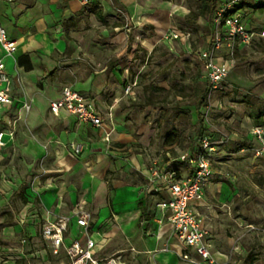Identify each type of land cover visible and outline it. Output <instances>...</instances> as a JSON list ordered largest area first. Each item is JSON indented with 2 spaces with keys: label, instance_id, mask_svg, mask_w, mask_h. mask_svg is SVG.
Here are the masks:
<instances>
[{
  "label": "crops",
  "instance_id": "crops-1",
  "mask_svg": "<svg viewBox=\"0 0 264 264\" xmlns=\"http://www.w3.org/2000/svg\"><path fill=\"white\" fill-rule=\"evenodd\" d=\"M242 2L250 4V0ZM171 13L184 18L190 11L188 7L177 3L172 7L170 0H93L86 6L82 0H0V25L6 29L8 38L17 44L16 52L11 57H6L0 46V59L12 80L14 96L11 106H0V133L4 134L0 161L13 151L22 153L26 157L25 162L48 155L46 165H49V169H45L48 176L43 179L39 177L41 173L35 171L29 172L34 176L32 179L24 177V174L16 175L17 178L13 181L17 184L11 186L13 189L7 185L9 182L5 181V174L0 175L5 179L0 178V211L14 216L12 222H5L0 227L5 239L28 236L29 243L39 247L41 242L46 252L60 264V260L51 254L41 230L45 223L68 216L72 212H65L63 208L66 205L63 198L67 192L64 186L67 183L66 156L74 157L67 149L68 137L83 135L88 129L100 130L79 123L71 115L52 114L50 103L59 100L63 88L70 86L89 98L104 114L111 113L110 125H113L115 110L124 99L120 85L128 80V68L121 59L135 43L147 53H151L161 42L171 48L174 42L167 41L166 34L172 29L181 31L177 26L171 25ZM143 25H147V29L143 30ZM22 57L24 58L19 65ZM143 69L141 67L140 72ZM201 71L204 78L202 67ZM136 80L137 78L133 82ZM129 84L131 85L130 82ZM255 95L258 98L250 100L255 101L254 108L258 107L259 111H263L264 93ZM25 100L32 102L29 113L22 109V102ZM249 112L238 122L233 116L222 120L230 128L225 134L231 141L249 144L239 151H244L251 145L259 146L250 130L254 125L263 123L264 119L261 122L254 120L249 117ZM205 134L217 138L223 133ZM125 142L124 136L113 132L111 142L106 145L107 153L115 159L118 169L126 168L131 172L135 169L139 173L140 183L134 187L124 184L112 186L111 183L108 186L100 185L101 193L95 201L102 205L103 196L108 194L106 201L104 200L106 209L110 213H116V219L126 233L134 235V231L139 230L138 225L142 224L146 234L151 236L147 238L142 234H135V242L142 247L152 241L167 248L156 255L160 263L187 264L180 259L184 247L173 235L172 225L168 220L169 213L161 212L156 207L159 201L168 199L163 180L158 179L150 190H146V186L151 178L149 167L153 161L158 162L161 169L176 170L181 179L190 177L191 166L180 162L175 167L173 163L176 160L169 159L133 161L129 155L131 150L123 152L125 148L117 146ZM194 149L196 144L189 152ZM99 152L97 148L96 153ZM34 154L37 155L35 158ZM109 160V156H102L101 167L104 169L97 170L102 178L110 169ZM221 185V182L208 183L203 200L191 202L190 206L199 216L201 226L209 233L210 249L216 261L219 264H229L232 256L238 258L242 255L239 257V264H242L244 257L248 255L239 241L242 236V218L237 216L231 219L230 215L212 205V200L218 196L216 190ZM136 197L141 205L137 211L134 210L133 202ZM69 199L75 203L76 195L70 193ZM72 232H75L74 237ZM229 232L233 236H229ZM83 238V230L72 219L66 233V244L73 239ZM90 238L92 239L91 236ZM96 244L101 248V243ZM36 254L37 251L30 256L35 257ZM191 256L197 258L193 252Z\"/></svg>",
  "mask_w": 264,
  "mask_h": 264
},
{
  "label": "rangeland",
  "instance_id": "rangeland-1",
  "mask_svg": "<svg viewBox=\"0 0 264 264\" xmlns=\"http://www.w3.org/2000/svg\"><path fill=\"white\" fill-rule=\"evenodd\" d=\"M175 3L188 7L190 12H196L199 0H170L172 7ZM260 6L257 0H250L249 6L242 9L248 29L264 28V8ZM212 14L200 19L196 26L188 27L178 23L176 18L180 17L171 13V25L190 33L189 41L185 44L175 41L171 48L161 42L151 53L143 51L135 43L128 52L129 56L124 55L121 59L127 65L128 80L120 85L124 99L115 110L114 124L109 128L126 138L124 144L117 146L125 148L123 152L131 150L129 155L133 161L169 159L176 160L173 163L176 167L182 162L179 158L194 148L195 140L202 132L212 135L229 132L230 128L222 120L233 116L236 122L240 121L255 103L247 98H258L255 94L264 93V41L256 38L248 46L237 45L239 52L222 91L211 96L208 94L200 115L197 114L196 108L208 92L197 52L207 47L212 35ZM142 29H147V25H143ZM220 56L225 59L229 57L225 50ZM141 67L144 69L140 72ZM135 78L137 80L134 83ZM127 86H132V94L125 93ZM262 109L264 111V107ZM104 137L103 131L89 129L83 135L68 137L67 143L81 145L82 153L75 155L67 148L74 157L66 156L67 183L64 186L67 192L63 198L66 204L64 211L83 207L91 212L93 221L88 236L102 244L101 248L100 245L97 247L96 257L105 260L120 259L123 264H162L156 259V255L167 248L152 241L151 245L142 247L136 244L135 234H142L147 238L151 236L146 234L142 224L138 225L139 230L134 231V235L126 233L121 229L116 213H110L106 209L104 200L108 194L103 196L102 205L95 201L101 193L100 185L108 186L111 183L112 186L124 184L134 187L140 183L139 173L135 169L131 172L126 168L116 167L115 159L107 153L108 143L104 141ZM236 142L230 140L213 155L214 175L208 183L221 182L222 185L217 188L218 196L212 200V205L230 215L231 219L237 216L242 218V236L239 241L248 252L242 264H264V155L258 153L260 146L256 145H251L244 151H235ZM97 148L99 153H96ZM36 156L34 154L33 158ZM47 156L25 162L26 157L22 153L11 151L10 155L0 161V175L4 173L6 180L0 178L9 182L7 185L11 189L14 188L11 186L17 184L13 181L17 178L16 175L24 174V177L32 179L34 176L29 172L35 171L41 173V179L46 178L48 175L45 169H49V165H46ZM102 156L110 158V169L104 178L97 174V170L102 168ZM70 193L76 195L75 203L70 202ZM138 200L137 197L133 198L135 211L141 206ZM13 220L12 213L0 211V227ZM72 234L74 237L75 232ZM229 236H233L232 233L229 232ZM35 251L38 254L30 256ZM239 257L232 256L229 264H239ZM0 264H59V261L46 252L41 242L39 247H34L33 243H29L28 236H16L7 240L0 228Z\"/></svg>",
  "mask_w": 264,
  "mask_h": 264
},
{
  "label": "built area",
  "instance_id": "built-area-1",
  "mask_svg": "<svg viewBox=\"0 0 264 264\" xmlns=\"http://www.w3.org/2000/svg\"><path fill=\"white\" fill-rule=\"evenodd\" d=\"M91 1L93 0H82L85 6ZM242 1L219 0L217 2L212 14L213 30L208 45L197 52V60L202 66L210 96L222 91L234 65L235 46H248L256 38L264 41V28L252 30L245 25L240 8ZM257 2L264 5V0H257ZM190 36V33L172 29L168 31L165 39L171 43L187 42ZM0 46L6 57L13 56L17 49L16 42L8 38L6 29L1 25ZM223 50L229 55L226 59L220 56ZM125 93L132 94V86H127ZM13 103L12 80L5 70L3 60L0 59V106H11ZM31 103L26 100L22 102V109L26 113L30 112ZM50 111L54 115H71L79 123L103 131L104 141L110 143L114 131L113 128H109L112 114L101 112L89 98L72 87L63 88L61 98L50 103ZM250 132L260 146L258 153L264 155V122L254 125ZM3 135L0 133V147L4 145ZM229 140L230 137L225 133L217 138L210 135L201 137L194 154L185 153L179 158L192 168L190 177L186 179L179 178L176 170L172 168L161 169L156 161H153L149 167L151 178L146 190H150L158 179L163 180L168 199L159 201L156 207L161 212L169 213L168 220L172 225L173 235L184 247L180 259L187 264H219L210 249L209 233L201 226L199 216L191 209L190 203L203 200L204 189L214 173L213 154L219 147L225 146ZM67 148L75 155L82 153V146L75 142L69 143ZM72 219H75L77 226L83 230L84 238L73 239L66 244V233ZM91 221L92 215L88 210L75 207L70 215L45 223L41 234L49 244L51 254L59 258L60 264H123L120 259L105 260L96 257L97 244L88 236ZM192 252L196 255V259L191 256Z\"/></svg>",
  "mask_w": 264,
  "mask_h": 264
},
{
  "label": "trees",
  "instance_id": "trees-1",
  "mask_svg": "<svg viewBox=\"0 0 264 264\" xmlns=\"http://www.w3.org/2000/svg\"><path fill=\"white\" fill-rule=\"evenodd\" d=\"M168 1V0H165ZM219 0H199V4H198V8L196 12H190L189 15H187L184 18H176V21L180 24H185V26H196L199 22L200 19H205L207 18L211 13L214 12L217 2ZM249 4H247L246 2H241L240 4V8L241 9H245L246 7H248ZM261 8H264L263 5L261 4L260 6ZM239 52V48L237 47V45L235 46V57L238 55ZM24 57L19 59V65L22 63ZM208 95V92L205 93L204 97L202 98L201 102L198 104L197 106V114L200 115V111L202 110V108L204 107V102L205 99ZM248 100L250 101V98H248ZM249 117L253 118L254 120H257L259 122H261L264 119V111H259V108H254V104L251 105L250 110H249ZM264 122V121H263ZM206 134L204 132H202L195 140V144H196V149H194L190 154H194L197 150L198 147V141L201 137L205 136ZM249 146V144H247L246 142L244 143H236L235 144V150H241L245 147Z\"/></svg>",
  "mask_w": 264,
  "mask_h": 264
}]
</instances>
